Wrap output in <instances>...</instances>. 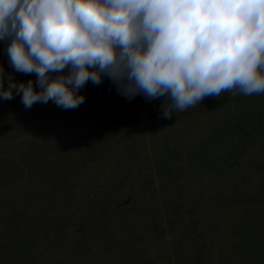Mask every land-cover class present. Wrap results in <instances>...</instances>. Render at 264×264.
Returning <instances> with one entry per match:
<instances>
[{
	"label": "trees",
	"instance_id": "16d2710c",
	"mask_svg": "<svg viewBox=\"0 0 264 264\" xmlns=\"http://www.w3.org/2000/svg\"><path fill=\"white\" fill-rule=\"evenodd\" d=\"M6 47L5 73L35 81ZM78 94L72 110L0 99V264H264V94L225 91L168 119L163 98L129 101L106 77ZM96 167L113 173L88 180Z\"/></svg>",
	"mask_w": 264,
	"mask_h": 264
},
{
	"label": "clouds",
	"instance_id": "9594fccd",
	"mask_svg": "<svg viewBox=\"0 0 264 264\" xmlns=\"http://www.w3.org/2000/svg\"><path fill=\"white\" fill-rule=\"evenodd\" d=\"M0 41L36 75L0 65V99L22 94L25 109H76L105 77L129 101L163 98L165 119L225 91L264 94V0H0Z\"/></svg>",
	"mask_w": 264,
	"mask_h": 264
},
{
	"label": "rangeland",
	"instance_id": "374dc122",
	"mask_svg": "<svg viewBox=\"0 0 264 264\" xmlns=\"http://www.w3.org/2000/svg\"><path fill=\"white\" fill-rule=\"evenodd\" d=\"M159 128V129H158ZM162 128H164V127H160V126H157V129L158 130H160V129H162ZM99 133V130L98 129H96L95 131H94V134L96 135V134H98ZM153 135H152V137L151 138H149V141H148V143L146 144V146H145V148L143 149V155L145 156V157H147L148 159H151L152 157H153V155H154V150H155V148H157V146L159 145V141H158V139H159V136H157V135H159L158 134V131L157 130H155L154 128H153ZM138 163V160L135 162V163H133V166L134 167H136V165H137V170H142V171H144L145 170V168H144V166H143V164H137ZM111 173H113V169H111V168H103V167H96L95 168V170L92 172V177L91 178H89L88 180H92V181H94V180H97V181H102L105 177H107L108 175H110ZM130 198V202L132 201V200H134V196H132V195H129V196H127V197H124V198ZM124 198H122V199H120V200H118V201H116V203L117 202H120L121 200H123ZM143 201H144V203H145V207H147V206H149L150 205V203H149V201H148V198L147 197H145L144 199H143ZM129 202V203H130ZM115 203V204H116ZM128 203V204H129ZM127 204V205H128ZM114 205V204H113ZM112 205V206H113ZM111 206V207H112ZM111 207L109 208V211L111 210ZM124 207H126V205L125 206H123V207H121V208H124ZM120 209V208H119ZM114 211H116V210H114ZM111 212V211H110ZM127 214V212H124V213H121V214H119V215H122V216H124V215H126ZM133 215V214H132ZM130 216H131V214H130ZM133 218V220H132V222H134V224H135V226L136 227H138V223L140 222V219H136V220H134V217H132Z\"/></svg>",
	"mask_w": 264,
	"mask_h": 264
},
{
	"label": "water",
	"instance_id": "95a60500",
	"mask_svg": "<svg viewBox=\"0 0 264 264\" xmlns=\"http://www.w3.org/2000/svg\"><path fill=\"white\" fill-rule=\"evenodd\" d=\"M130 202V198H124L123 200H121L120 202H117L116 204H114L112 207H111V210L110 211H114V210H118L119 208L127 205L128 203Z\"/></svg>",
	"mask_w": 264,
	"mask_h": 264
}]
</instances>
